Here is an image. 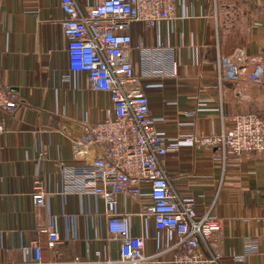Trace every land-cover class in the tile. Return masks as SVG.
<instances>
[{"label": "crops", "instance_id": "1", "mask_svg": "<svg viewBox=\"0 0 264 264\" xmlns=\"http://www.w3.org/2000/svg\"><path fill=\"white\" fill-rule=\"evenodd\" d=\"M87 7L95 0H77ZM59 0H0V77L17 93L19 105L0 133V263L30 264L29 246L37 242L42 259L64 264L74 257L115 259L119 240L108 235V212L93 194L59 191L65 165L78 161L72 143L110 106L108 94L87 88L84 72L66 69L65 40L58 20ZM134 44L173 48L175 77L144 80L149 111L168 137L163 164L174 187L192 198L199 211L213 204L221 232L213 236L217 264H264V244L243 254L247 238L264 234V163L259 155L228 156L223 162L210 147L183 140L185 134L211 133L240 113L264 117V87L245 81L264 60V0H176L171 18L151 28L135 22ZM135 63V52L132 54ZM63 72L68 74L62 79ZM193 112L194 125L180 127ZM44 182L46 205L34 207L29 197L33 179ZM138 197L120 196L118 216L130 234L143 238L151 253L165 245L169 230L154 228ZM54 220L61 236L55 256L40 231ZM168 259L169 255H164ZM158 264H170L162 262Z\"/></svg>", "mask_w": 264, "mask_h": 264}, {"label": "built area", "instance_id": "2", "mask_svg": "<svg viewBox=\"0 0 264 264\" xmlns=\"http://www.w3.org/2000/svg\"><path fill=\"white\" fill-rule=\"evenodd\" d=\"M62 17L58 20L65 40L66 69L84 72L87 88L108 94L110 106L101 117L86 126L80 138L72 143L74 158L60 173L59 191L98 196L108 212L106 230L119 240V255L115 259L74 257L64 264H217L213 236L221 232V221L213 204L197 209L195 201L183 196L174 187L166 171L163 158L168 137L156 127L149 111L144 80L175 77L178 62L172 47L134 44L131 25L144 23L157 28L171 18L176 0H95L82 7L77 0H59ZM135 52V63L132 54ZM68 74L63 72L62 79ZM245 81L264 87V60L257 71L248 72ZM19 105L17 93L6 86L0 77V112L12 113ZM189 120L180 127L194 125L193 112H185ZM6 130V118L0 115V133ZM183 140L210 147L214 158L225 161L228 156L259 155L264 163V117L256 113H240L231 118L229 126H221L211 133L185 134ZM148 190L149 201L140 206V214L147 213L157 230L170 232L165 245L148 253L143 238L129 233L126 218L118 216L116 207L120 196L141 195ZM29 197L34 207H43L48 199L44 182L33 179ZM264 222V203L262 216ZM46 235V245L55 256L61 242L55 221L50 219L40 229ZM264 244L260 239L247 238L243 254L255 253ZM30 264H53L42 259L37 242L29 246ZM168 254L169 258H164ZM10 264V263H0Z\"/></svg>", "mask_w": 264, "mask_h": 264}]
</instances>
